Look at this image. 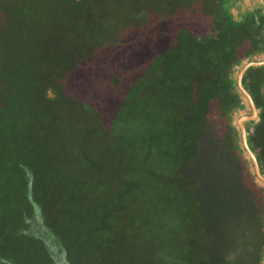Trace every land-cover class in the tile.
I'll return each mask as SVG.
<instances>
[{
  "label": "trees",
  "instance_id": "trees-1",
  "mask_svg": "<svg viewBox=\"0 0 264 264\" xmlns=\"http://www.w3.org/2000/svg\"><path fill=\"white\" fill-rule=\"evenodd\" d=\"M89 2L0 0V110L4 69L25 60L19 46L42 43L40 63L62 68L91 23ZM138 3L135 17L149 18L150 34L143 33L120 106L104 118L115 136L84 137L82 121L51 117L49 107L16 141L20 123L0 129V184L18 185L0 192V254L15 264H30L22 255L36 264H82L70 240L85 231L117 264H264V185L239 150L234 116L250 106L241 104L232 75L263 52V21L254 12L236 18L230 0ZM244 82L261 109L248 130L264 173V66L250 68ZM52 85L42 87L46 104L59 100L56 92L49 97ZM118 240L134 242L122 250L124 262L111 247Z\"/></svg>",
  "mask_w": 264,
  "mask_h": 264
},
{
  "label": "rangeland",
  "instance_id": "rangeland-1",
  "mask_svg": "<svg viewBox=\"0 0 264 264\" xmlns=\"http://www.w3.org/2000/svg\"><path fill=\"white\" fill-rule=\"evenodd\" d=\"M49 1L52 2L53 0ZM89 1V6L84 10V14L90 18L91 23L93 21H96V23L92 26L89 23V26L81 27L74 44V54L70 53V60L63 61L62 68L57 69L55 66L49 67L40 63V57L43 56L45 50H43L42 43L39 42L34 47L21 44L18 50L25 60L7 65L4 69V77L7 79L8 84L5 87L7 90H5L2 109L0 110L2 112L0 115V121H2L0 129L9 126L12 122L20 123L17 132L13 136V141H16L19 135L23 133L21 132L22 129H28L27 127H30V124L34 126L37 120L45 114V109L48 107L51 109L49 111L51 117H61L68 121L77 118L82 121L84 126L81 132L84 137L98 138L103 142L106 135L111 136L114 134L115 136L118 133L117 129L116 131L109 129L110 127L104 118L113 117V112L120 106V93L123 91V82L134 74L137 68L134 67L135 61L141 58L143 50L141 44L145 39L143 33L150 34L149 18L147 17L143 21L141 16L135 17V0H121V2H116V0ZM140 1L144 2V0ZM116 3L119 4V9H123L118 16L114 15L116 8L113 7L117 6ZM142 3H138V5ZM235 4L236 2L232 5L235 6ZM39 11L44 12L45 10L39 8ZM232 13L236 18H240V16L238 17V11L235 14V9ZM139 24L141 28L136 27ZM2 61L6 64L5 58ZM249 62H253V60L240 62L232 71L235 87L243 102L242 104L248 106H250L248 99L239 86V76ZM46 82H51L55 89V91L48 90L50 98L55 99L59 94V100L51 104H46L41 99L42 87ZM127 83L129 84V81ZM244 85L246 86L245 82ZM129 99L127 102H130ZM87 105L89 108L86 107ZM249 108L248 112H238L234 116L233 124L240 132L239 150L246 158L249 172L255 173L253 161L244 146L240 127L241 118L252 115L253 111L251 107ZM257 122H259V119L246 121L244 125L248 130L249 125ZM21 126L22 128H20ZM248 133L250 136L249 130ZM125 156L127 155L125 154ZM119 164L120 169L125 168L128 170V168L122 166V161ZM55 166L53 165V167ZM57 172H59L58 167L51 168V173L56 174ZM141 186L140 189L143 191L149 190L148 185L141 184ZM15 188L18 189L17 183L11 188L0 184V192L4 190L10 192V189ZM150 219L151 228L155 230L157 223L154 220L153 213H151ZM166 221L167 217L164 213L161 225ZM77 237L75 233L74 238L70 240L74 259L81 261L82 264L99 258H106L112 264L118 263L116 257L110 255L108 250H103V243L100 239L95 238L93 234L88 238L84 231L78 239ZM131 243L134 242L132 240H118V242L111 245V247H116V250H118L116 253L119 261L124 262L125 253L122 250L126 245L130 249ZM178 252L177 250L176 253ZM22 258L30 264H36L37 262L31 256L22 255Z\"/></svg>",
  "mask_w": 264,
  "mask_h": 264
},
{
  "label": "water",
  "instance_id": "water-1",
  "mask_svg": "<svg viewBox=\"0 0 264 264\" xmlns=\"http://www.w3.org/2000/svg\"><path fill=\"white\" fill-rule=\"evenodd\" d=\"M260 66H264V61H260V62H251L249 63L244 70L241 72L240 76H239V86L241 87V89L243 90L244 94L246 95L248 102L250 104V107L252 109V115L251 116H245L244 118H241L240 120V127H241V133H242V139L244 142V146L246 148V150L248 151V154L250 155L253 164H254V168H255V173L254 172H250V174L254 177V179L258 182L264 185V174L262 173V169L260 166V160L258 158V156L256 155L254 149L252 148V146L250 145L249 142V133L247 130V127L244 125V123L246 121H255L257 119L260 118V110L258 109L255 101H254V97L251 94V92L248 90V88H246V86L244 85V78L246 73L248 72V70L250 68L253 67H260ZM234 90L237 91V88L235 87V83H234ZM50 94H52L50 92ZM54 95V94H52ZM243 102L241 101V104ZM65 264H68V261L66 260V258L63 260ZM0 262L4 263V264H15L12 263L6 259H4L1 254H0Z\"/></svg>",
  "mask_w": 264,
  "mask_h": 264
},
{
  "label": "crops",
  "instance_id": "crops-1",
  "mask_svg": "<svg viewBox=\"0 0 264 264\" xmlns=\"http://www.w3.org/2000/svg\"><path fill=\"white\" fill-rule=\"evenodd\" d=\"M232 2H236L235 6H233V10L235 9V14L236 11H238V17H243L245 12H249V11H254L255 16L257 17V19L262 20L264 23V0H230ZM258 9L260 10L258 12ZM240 14V15H239ZM261 33L264 34V31H262ZM264 49V47H262ZM254 58L252 59L253 62H260V61H264V50L261 54L259 55H255L253 54ZM254 59H262V60H255ZM251 63V62H249ZM247 74V73H246ZM246 77V75H245ZM245 79V78H244ZM248 88V87H247ZM249 90V89H248ZM264 92V89H263ZM261 112V109H259ZM260 119V118H259Z\"/></svg>",
  "mask_w": 264,
  "mask_h": 264
},
{
  "label": "flooded vegetation",
  "instance_id": "flooded-vegetation-1",
  "mask_svg": "<svg viewBox=\"0 0 264 264\" xmlns=\"http://www.w3.org/2000/svg\"><path fill=\"white\" fill-rule=\"evenodd\" d=\"M254 11H249V12H245L244 13V16L242 17V18H245V17H248L249 15H250V13H253ZM256 17V16H255ZM256 19H257V17H256ZM261 32L262 31H264V23H262V30H260ZM261 34H263V33H261ZM264 35V34H263ZM58 260H60L59 259V257H58Z\"/></svg>",
  "mask_w": 264,
  "mask_h": 264
}]
</instances>
